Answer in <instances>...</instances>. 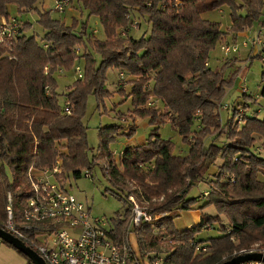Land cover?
Masks as SVG:
<instances>
[{"label":"trees","instance_id":"trees-1","mask_svg":"<svg viewBox=\"0 0 264 264\" xmlns=\"http://www.w3.org/2000/svg\"><path fill=\"white\" fill-rule=\"evenodd\" d=\"M77 1L102 23L105 40L90 33L88 24L76 33L74 25L41 12L39 0H0V18L12 16L11 7L19 14L34 10L45 30L39 43L35 36H27L32 28L28 22L13 44H0V228H5L8 218L9 192L16 222L19 226L22 223L23 210L32 195L31 170L52 169L60 160L63 171L55 179L64 184L70 174L80 179L85 168L91 174L101 156L109 158L112 178L135 184L138 198L149 203L164 197L149 210L167 216L155 225L142 222L134 230L141 260L133 264H144L142 256L147 253L165 255L163 264H223L256 242L264 244V117L259 118L260 110L248 114L245 110L249 105H244L234 108L228 122L222 123L218 103L236 75L228 78L225 68L209 65L210 53L218 44L228 39L237 42L240 34L252 32L255 25L264 27V0ZM224 6L230 9L232 21L227 31L220 23L203 18ZM134 12L147 18L152 26L150 35L119 37L117 30L128 25L127 16ZM94 54L100 57L99 62ZM80 59L85 61L84 75L66 94L65 108L71 110V115H66L59 105L55 74L73 69ZM110 69L132 78L130 92L118 90L132 101L129 118L148 119L154 127L146 144L125 149L121 168L114 164L110 144L118 135L133 136L137 126L101 127L100 154L91 161L88 127L82 118L90 94L96 96L99 107L113 96L106 88ZM261 78L260 97L264 99V67ZM247 94L243 95L252 99ZM167 123L189 144L187 156L175 154V145L161 137L160 129ZM207 137H213V143L206 146ZM218 159L222 163L210 178L209 170ZM104 176L108 177L107 173ZM200 183L210 186L203 204L189 197ZM112 193L129 205L125 215L118 213L110 220L111 235L125 243L133 209L129 198L134 192L126 197ZM211 206L217 215L203 214L199 225L183 231L175 228L182 211H203ZM208 229H218L222 236L199 239ZM164 240L172 243L167 252L162 250ZM200 247L206 251H198Z\"/></svg>","mask_w":264,"mask_h":264},{"label":"rangeland","instance_id":"rangeland-1","mask_svg":"<svg viewBox=\"0 0 264 264\" xmlns=\"http://www.w3.org/2000/svg\"><path fill=\"white\" fill-rule=\"evenodd\" d=\"M37 8L41 12H49L52 18L60 20L68 26L73 27L74 25V31L76 33L81 32L84 23L88 24L90 33L93 32L99 40H105V32L102 23L97 17L90 15L88 10L80 6L77 0H73V3L66 14H60L59 12L54 11L55 0H39ZM10 12L12 16L21 17L24 23L30 22L32 24V28L29 32H27V36H35L40 43L43 36L45 35V30L38 23V12L31 10L28 13L19 14L14 8H12ZM132 14L134 16V20L139 22V26L136 29L130 30V36H132L134 39H140L143 36L148 37L151 33L152 26L148 24L147 18L142 17L138 12H134ZM203 18L207 21L220 23L223 31H227L232 25L230 9L227 6H224L219 10L207 12L203 15ZM128 27L129 26L127 25L125 27L119 28L117 30V35L121 38H126L127 36H122L121 32L122 30H126ZM254 27L255 29H253L252 32L261 31V37L264 40V27L261 28L258 25H255ZM245 39L246 38L241 36L240 38L238 37L237 42L228 39L224 44H218L217 47L210 53L209 65L212 69L225 68L226 76L228 78H233L236 75L234 84L231 87L226 88L225 96L218 103V112L220 114L222 123L228 122V119H230L233 115L234 108H244V105H249V107L245 110L248 112V114H252L253 112L255 113L260 110L259 118L264 117V99L260 97L262 88L261 76L264 67V60L258 56L262 48L258 49L251 46L247 48L242 47L241 43H243ZM236 44L240 45V50L238 52L226 56L222 51V46ZM94 56L99 62L100 57L97 54H94ZM76 67H79L84 75L85 61L83 59L77 61L74 64L73 69L64 70L63 73L55 74L59 85L57 91L61 95L59 98V105L61 108H65L66 106V94L68 93L70 87H72L79 80L77 74L75 73ZM121 73V71L116 69H110L107 71L106 88L112 93L113 96L110 98H105L104 102L101 103L99 107L96 96L94 94H90L86 100L82 117L84 124L88 127L87 139L89 146L92 148V152L88 154V157L91 161L93 160V156H98L100 154L98 149L100 143L99 129L101 127L123 125L126 128H130L131 124H135L137 126L136 133L133 136L129 137L125 133L123 135H118L110 144V150L114 154V163L119 168H121V160L119 159V155L129 146H141L146 144L150 138L152 130L154 129V127L149 124L148 119L136 118L131 120L129 118V110L132 109V101L129 98L126 99L123 97L122 94L118 92V90L124 88L126 92H130L132 85L129 83V81L132 78L130 76L127 77V75L123 73L125 75V79H121ZM242 82L246 83V86L249 89V93L247 95L252 99L245 97L240 92ZM150 85L153 86V82ZM255 99H257V102H254ZM225 107H230V109L227 110ZM118 114L122 115L119 117ZM238 123L240 124L241 122L238 120ZM198 125L199 123L196 121L194 127L197 128ZM160 135L163 139L170 140L175 145V154L180 156H187L189 154V144L184 143L182 136L172 127L170 123H167L161 127ZM211 143H213V137H207L204 144L207 146ZM257 144V147L260 148L259 146L261 143L258 142ZM219 145H222V143H219ZM256 149L257 148H255V150ZM262 155H264V153ZM108 159L109 158L100 156L99 163L95 165L94 169L92 170V177L85 176L90 172L87 168H85L82 170V177L80 179L76 180L70 174V179H68L67 182L63 184L65 185V190L70 192L72 195H75L91 209V214L94 217L104 219L111 226L110 220L115 218L118 213L125 215L129 205L122 202L121 199L115 196L112 192L118 193L124 197H126L129 192H134L132 197L143 208L147 207L150 209L154 204L157 205L164 201V197L155 198L149 203L138 198L139 191L133 182L131 183L130 181L123 180L122 178L115 179L114 177L112 178V175L110 176L112 169L108 170V167H111V162ZM221 163V160L218 159L211 167L209 170L210 178H212L213 175L217 173ZM107 171L109 172V174H107L108 177L104 176V172L106 173ZM209 188L210 186L208 184L200 183L197 187L192 189L189 197H196L200 200L199 203L203 204L205 202V196L201 195V193L207 192ZM190 212L192 211H182L179 213L180 215L175 221V228L177 230L183 231L193 225L194 218ZM201 213L202 215L206 214L215 216L217 215V209L214 206H211L201 211ZM132 214L133 212L130 213L129 218H131ZM129 224L130 222L128 223V227ZM220 236H222V233L218 229H208L199 234V239L207 240L209 238H217ZM130 240L133 243V247L136 249L137 246L135 242V236L131 235ZM165 242L166 243H164L165 245H163L162 250L167 252L166 250L172 246V243L168 240ZM257 245L264 246L263 242L259 241L252 244L249 248L241 250L239 253L255 248Z\"/></svg>","mask_w":264,"mask_h":264},{"label":"built area","instance_id":"built-area-1","mask_svg":"<svg viewBox=\"0 0 264 264\" xmlns=\"http://www.w3.org/2000/svg\"><path fill=\"white\" fill-rule=\"evenodd\" d=\"M73 0H55L54 11L66 14ZM128 28L122 30V36H128L131 29H136L139 22L134 20L133 15H128ZM25 23L18 16L0 18V44L11 45L23 35ZM256 32V31H255ZM248 35L241 43L242 47H253L262 50L259 55L264 60V40L261 31ZM240 50V45L222 46L226 56ZM48 70V67L46 68ZM64 70H59L63 73ZM75 73L79 79L83 73L76 67ZM121 79H125L123 73ZM240 92L249 93L245 82L241 83ZM153 105V103H150ZM64 114L71 115L69 108L64 109ZM123 152L119 155V159ZM58 160L55 167L44 170H31L30 176L32 195L23 210L22 223L16 222L13 210V198L7 194V221L4 230L14 237L23 241L45 260L47 264H133L141 260L139 254L136 232L141 223L155 224L167 216V213L152 214L147 207H141L133 197L130 203L133 206L132 218L126 231V242L119 243L112 235V227L104 219L96 218L91 214V209L79 200L75 195L65 190L63 184L55 179L62 173ZM115 164V163H114ZM116 165V164H115ZM117 166V165H116ZM111 170V167H108ZM109 174V172H106ZM91 177L90 173L85 175ZM209 193L205 192L206 197ZM34 233V236L29 235ZM135 236L136 249L130 240ZM193 245V244H192ZM33 249V250H34ZM198 251H206V248H197ZM264 255V246H256L240 253ZM165 255L147 253L142 256L144 264H163ZM243 264H264L260 261H251Z\"/></svg>","mask_w":264,"mask_h":264},{"label":"water","instance_id":"water-1","mask_svg":"<svg viewBox=\"0 0 264 264\" xmlns=\"http://www.w3.org/2000/svg\"><path fill=\"white\" fill-rule=\"evenodd\" d=\"M0 240L11 245L20 253L29 258L33 264H47L45 260L32 248L28 247L23 241L7 233L0 228ZM251 261H260L264 263V255L258 253L244 254L235 256L232 260L226 261L223 264H243Z\"/></svg>","mask_w":264,"mask_h":264},{"label":"crops","instance_id":"crops-1","mask_svg":"<svg viewBox=\"0 0 264 264\" xmlns=\"http://www.w3.org/2000/svg\"><path fill=\"white\" fill-rule=\"evenodd\" d=\"M15 7H11V9ZM223 13L222 11H220ZM254 32H246L240 34L241 37L246 38L248 35H252ZM193 215V225H199L201 223L202 213L200 210L190 212ZM192 225V226H193ZM0 264H30L28 260L22 256L16 249L9 247L8 245L0 242Z\"/></svg>","mask_w":264,"mask_h":264}]
</instances>
